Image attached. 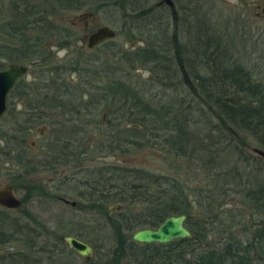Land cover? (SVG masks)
I'll use <instances>...</instances> for the list:
<instances>
[{"label":"trees","instance_id":"trees-1","mask_svg":"<svg viewBox=\"0 0 264 264\" xmlns=\"http://www.w3.org/2000/svg\"><path fill=\"white\" fill-rule=\"evenodd\" d=\"M155 1L13 0L0 7V69L19 63L32 76L16 81L0 119V182L23 191V203L50 202L59 196L32 174L69 168L63 183L75 182L73 208L94 212L110 231L103 264H264V157L249 149L264 150V80L232 55L224 28L199 0L183 8ZM82 9L110 14L111 24L120 18L118 33L135 45L54 63L49 42L67 48L74 32L53 17ZM132 68L151 77L122 78ZM141 150L164 156L172 172L118 157ZM99 156L116 159L104 164ZM23 203L22 216L0 208V264H41L49 251L37 231L47 232L44 224ZM181 214L190 237L131 239ZM73 231L66 233L83 239Z\"/></svg>","mask_w":264,"mask_h":264},{"label":"rangeland","instance_id":"rangeland-1","mask_svg":"<svg viewBox=\"0 0 264 264\" xmlns=\"http://www.w3.org/2000/svg\"><path fill=\"white\" fill-rule=\"evenodd\" d=\"M1 1V0H0ZM6 1V0H5ZM165 0H156L155 3L162 4ZM172 1L173 7L178 5L183 8V6H187V2L190 0H177ZM198 4H202L203 8L208 10L209 14L212 16L213 20L217 22L223 29V32L227 35L226 38L230 42L229 44L232 47V55L238 58V61L241 62L246 67H249L251 70L255 71L259 75L257 77L264 80V0H199ZM4 7V6H2ZM85 11L82 9L81 11H63L56 14L53 18L54 20L61 21L60 24H66L73 32H77V36L74 39L73 44L69 47L63 49L59 48L57 43H51L49 49L54 52L55 59L54 63H63L72 57H76L77 54L82 53L83 57H104L105 50H110L111 46L117 47V49L126 50L131 46H134L135 43L129 40L124 34H119L118 30L120 28L122 20L119 18L115 20V23H110L111 15L102 13H94L93 17L86 16L80 18V15ZM89 11V10H86ZM88 24L85 25V24ZM96 25H108L115 29L116 35L113 39L108 41H113L110 45L100 44L94 48L88 50L87 45L84 41H82V37L84 33H86L92 26ZM223 33V34H224ZM70 40V39H69ZM113 48V47H112ZM111 48V49H112ZM113 49L111 50V52ZM108 53H110L108 51ZM80 56L81 58H83ZM78 57V56H77ZM110 60V59H109ZM124 64H120L123 66ZM122 78H131L130 80H135L136 78L142 82H146L147 78L151 77L149 72L144 69H134L132 70H123L120 72ZM148 76V77H147ZM31 75H26V79L29 81L31 79ZM146 80V81H144ZM152 87V86H151ZM22 107L20 104L17 106L18 109ZM42 126H39L36 130L42 131ZM36 133V132H35ZM231 135V137H230ZM229 135L231 140L238 139V134L236 132H232ZM37 136L34 134L31 136L30 141L34 142ZM248 141H253L251 137H248ZM252 145V146H251ZM249 145V149H251L252 154H256L253 152L252 143ZM252 147V148H251ZM258 148V147H256ZM248 149V150H249ZM228 153V152H227ZM257 155V154H256ZM232 158V152L229 154V157ZM125 165H136L142 166L151 170H164L171 171L168 168L167 161L164 156L161 154H157L155 151L151 150H141L135 153H128L124 156H118ZM111 156H106L103 158L98 157L96 162L106 163L114 160ZM116 159V158H115ZM93 162V161H92ZM89 163V162H88ZM183 168L185 171L187 168ZM5 170L2 169L1 173H4ZM172 172V171H171ZM69 168L63 170L61 168L58 169V173H52L49 171H41L37 174H32L33 178H38L41 181H44L46 186H50L51 190L55 192L59 197L66 198L68 200H73L77 202L76 196V186L75 182L72 180H68L65 184L63 183L67 179H69L70 174ZM185 173V172H184ZM67 176V177H66ZM2 178V177H1ZM0 178V181H4L3 177ZM195 179L190 180V184L193 186H197L198 183ZM23 191H17L19 197L22 198ZM230 200L228 203H234L236 201V197L230 196ZM23 203V202H22ZM23 208L30 210V213L35 215L41 222L44 224L45 230H40L37 227V231L40 234H43L41 240L46 242L48 245V253L44 255L41 260L43 263L41 264H103L104 262L103 255L104 252L108 249L106 245V239L110 235V231L107 228H103V221L100 217L96 216L94 212H89L87 214L75 210L70 204H66L61 200H42V199H30L26 203H23ZM226 205V204H225ZM111 206V205H110ZM109 207V206H108ZM109 209V208H108ZM115 210H110V212H114ZM17 216H22L23 213L13 211ZM13 216V215H12ZM27 220V219H25ZM74 229V231H78L83 239H79L84 241V238L88 240V243L92 247V256L90 259H85L81 257L74 250L70 249L66 241H60L56 236L67 235L66 231L68 229ZM73 231V232H74ZM74 237V236H73ZM212 240V238L210 239ZM140 243V242H138ZM143 244V243H142ZM96 247V249H93ZM116 264H134L129 259L119 258L118 263Z\"/></svg>","mask_w":264,"mask_h":264},{"label":"water","instance_id":"water-1","mask_svg":"<svg viewBox=\"0 0 264 264\" xmlns=\"http://www.w3.org/2000/svg\"><path fill=\"white\" fill-rule=\"evenodd\" d=\"M167 4H172L171 0H165ZM92 16V14H89ZM116 35V31L111 26L101 25L97 27L93 33L88 37L87 46L89 48L94 45L100 44L107 40L113 39ZM27 67L18 64L10 63L3 69H0V119L5 115L8 108V94L13 88L16 81L25 75ZM257 155L264 157V150L259 148L252 149ZM59 200L71 206H75L76 202L68 200L63 197H59ZM22 201L18 196L15 188L10 182H0V207L7 210H17L21 207ZM110 210L118 208L117 205H111L108 207ZM186 219L185 214L171 216L166 218L161 225L156 229H140L132 233L131 239L140 243H168L173 239L190 237L189 230L184 227V221ZM69 248L78 253L85 259H90L92 256V248L73 236H66L64 238Z\"/></svg>","mask_w":264,"mask_h":264},{"label":"flooded vegetation","instance_id":"flooded-vegetation-1","mask_svg":"<svg viewBox=\"0 0 264 264\" xmlns=\"http://www.w3.org/2000/svg\"><path fill=\"white\" fill-rule=\"evenodd\" d=\"M12 1L13 0H1L0 1V7L1 6H4V4H5V6L4 7H7V6H9L10 7V5L12 4ZM89 14H92V16L91 15H89ZM93 12L92 11H84L81 15H80V18H83V16L84 17H86V16H91V17H93ZM85 25H87L88 26V24L86 23ZM99 26H101V25H96V26H92L86 33H84V35H83V37L81 38L82 39V41H84L85 43H86V45H87V43H88V37H89V35L91 34V33H93L94 32V30L97 28V27H99ZM64 36H66V35H64ZM76 36H77V32H74V34H72V38H70V40H68L67 41V43H69V44H73V42L72 41H74V39L76 38ZM62 42H64V41H62ZM62 42H60V43H62ZM50 44L52 43V41L51 42H49ZM54 43H56V42H54ZM102 43H104V42H102ZM102 43H100V44H102ZM100 44H97V45H100ZM97 45H94L93 47H91V48H94V47H96ZM59 48H62V47H59ZM87 48H88V50L89 49H91V48H89L88 46H87ZM63 49H65V48H63ZM19 64V63H18ZM27 73V72H26ZM26 75V74H25ZM25 75H23V76H25ZM22 76V77H23ZM20 79V78H19ZM18 81V80H17ZM15 85V84H14ZM14 87V86H13ZM12 90V89H11ZM10 93V92H9ZM9 95V94H8ZM59 198V197H58Z\"/></svg>","mask_w":264,"mask_h":264}]
</instances>
